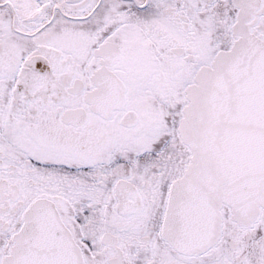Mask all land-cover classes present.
Segmentation results:
<instances>
[{"label":"snow or ice","instance_id":"1","mask_svg":"<svg viewBox=\"0 0 264 264\" xmlns=\"http://www.w3.org/2000/svg\"><path fill=\"white\" fill-rule=\"evenodd\" d=\"M0 264H264V0H0Z\"/></svg>","mask_w":264,"mask_h":264}]
</instances>
